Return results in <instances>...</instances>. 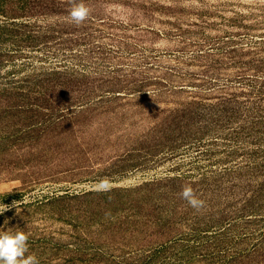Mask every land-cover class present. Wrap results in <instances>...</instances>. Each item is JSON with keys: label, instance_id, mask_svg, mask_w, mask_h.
Instances as JSON below:
<instances>
[{"label": "rangeland", "instance_id": "rangeland-1", "mask_svg": "<svg viewBox=\"0 0 264 264\" xmlns=\"http://www.w3.org/2000/svg\"><path fill=\"white\" fill-rule=\"evenodd\" d=\"M84 2L76 26L72 0H1L0 230L24 232L39 264H264V100L208 84L238 73L220 54L234 42L189 45L202 19L218 38L264 0ZM56 84L91 98L17 96Z\"/></svg>", "mask_w": 264, "mask_h": 264}, {"label": "trees", "instance_id": "trees-1", "mask_svg": "<svg viewBox=\"0 0 264 264\" xmlns=\"http://www.w3.org/2000/svg\"><path fill=\"white\" fill-rule=\"evenodd\" d=\"M179 14H181L179 11L174 14L177 19L180 18ZM168 22L175 25L174 29L176 31L181 32L179 33L181 35L180 37H185V34L188 32L187 29L181 28L182 25H179L178 22ZM200 25L201 30L198 33L203 36H199L197 39H192L191 42H189V45L195 46L202 51L200 53H203L205 52L202 48L204 46H208V48L211 49L210 51L216 52L223 50V45L234 42L232 47L225 48L220 54L222 57H230L232 59L230 64L239 69V71H237L238 73L233 75V79L230 76L220 77L221 75H219V73L213 71L212 74L207 76L209 78L208 84L214 87L217 85L216 82L220 80L225 81L223 87L227 86L225 84L239 83V86L248 90V97L264 100V3H259L258 6L252 8L246 13L235 10L232 17H223V20L219 23V27L222 26V32L224 34L218 38L213 39L205 35L204 30L208 26H212V23L202 19ZM48 37H50V35H48L47 38ZM246 39H248V41H245ZM211 40H213V42H210ZM239 46L241 49L246 50L245 53L251 55L249 60L236 59L241 58L240 55L235 54ZM61 65L65 64L61 63ZM140 86H144V84L138 85L137 87H131V90H139ZM23 90L26 91L18 93L17 96L24 100H34L32 102L37 105H40V103H38L39 100L47 101L55 98L60 99V97L67 92H69V95L64 101H62V104H66V107L83 105L87 102L86 100H90L91 98L88 97L89 95L86 93V90L81 91L80 88L73 90L72 86H67L66 84H63V86H59L58 84L51 86L34 85L28 86ZM75 91H77V93H75ZM63 117H65L64 114Z\"/></svg>", "mask_w": 264, "mask_h": 264}, {"label": "clouds", "instance_id": "clouds-1", "mask_svg": "<svg viewBox=\"0 0 264 264\" xmlns=\"http://www.w3.org/2000/svg\"><path fill=\"white\" fill-rule=\"evenodd\" d=\"M90 14L91 9L84 0H79V2L72 0L68 16L71 23L80 26L89 18ZM110 187V181L107 178L101 179L95 185L96 190L101 192L109 191ZM180 196L196 212L202 211L206 206V201L198 197L190 186L183 187ZM7 209V205L0 204V214ZM27 242L28 236L22 231L0 230V264H39L35 255L25 256L28 251Z\"/></svg>", "mask_w": 264, "mask_h": 264}]
</instances>
